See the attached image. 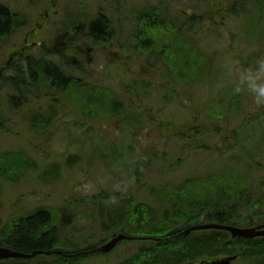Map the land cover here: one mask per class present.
Segmentation results:
<instances>
[{
    "label": "rangeland",
    "instance_id": "374dc122",
    "mask_svg": "<svg viewBox=\"0 0 264 264\" xmlns=\"http://www.w3.org/2000/svg\"><path fill=\"white\" fill-rule=\"evenodd\" d=\"M52 1L0 0V6L26 19L18 31L0 38V69L5 70L11 58L18 61V55L47 57L82 84L99 85L119 101L109 103L110 93L90 95V104L83 103L80 110L78 90L73 88L66 97L53 96L58 105L30 95L27 104L11 112L6 91L11 86L6 85L0 92V111L5 119L16 114L9 115L15 132L0 133V158L5 152L22 151L35 165L22 182L2 181L0 231L39 210L49 215L54 227L63 216L59 238L84 248L112 236L102 234L100 225L117 204L99 213L103 202H96L95 196L100 191L114 201L131 195L160 215L180 210L204 213L206 203L220 197L225 185L231 187L233 200L249 198L253 204L239 210L246 217L242 224H263L264 217L256 215L264 213V6L258 0H211L223 7L234 3L240 14L199 22L194 16H210L211 8L195 0H56L44 17ZM157 5L189 28L190 34L177 39H191L193 52L200 55L192 62L193 76L184 67L180 73L171 66L176 59L172 55L164 61L159 51L129 49L135 18ZM97 16L109 30L118 31L109 36L116 37L120 49L116 44H94L88 37V24ZM43 17L46 22H41ZM35 26H41L37 34ZM169 36L164 31L156 38L154 47L165 46L164 54L168 46L174 49ZM69 44L75 51L62 65L55 52ZM11 70L4 71L5 77ZM102 96L103 103L96 105ZM50 106L63 109L54 132L32 133L24 114L46 112ZM119 107L128 114L104 117ZM83 108L97 114L88 116ZM134 248L121 244L113 253L81 264H118ZM48 258L20 262L52 263Z\"/></svg>",
    "mask_w": 264,
    "mask_h": 264
},
{
    "label": "trees",
    "instance_id": "16d2710c",
    "mask_svg": "<svg viewBox=\"0 0 264 264\" xmlns=\"http://www.w3.org/2000/svg\"><path fill=\"white\" fill-rule=\"evenodd\" d=\"M259 5L264 6V0H258ZM195 2H203L208 4L210 16L205 15L194 16L195 21H211L214 16L219 15L221 20L225 19L228 15L237 16L240 14L235 11L236 5L234 3L228 4V7H223L222 3L216 4L211 0H195ZM215 6H214V5ZM233 8V9H232ZM207 9V10H208ZM206 10V11H207ZM242 12L244 9L241 10ZM198 18V19H197ZM262 21L263 17L261 16ZM0 38H5L12 32L18 31L24 24L26 19L17 15L9 10L0 6ZM105 22V26H104ZM264 23V21H263ZM113 27V25H111ZM106 27V21L103 17L97 16L94 20H91L88 24V37H90L97 45L111 46L117 45L120 49L117 39H113V36L118 35V31L109 30ZM164 31L170 35L172 47L168 46V51L164 54L165 46L159 45L156 42V38L159 34H164ZM189 29L183 28L179 19L171 14L162 6H153L143 9L135 18V27L130 32V45L129 49L134 52L141 51L146 52L149 50H156L157 56H163V60L166 61L168 55L176 57L171 63V66H175L180 73H182V67L186 68L190 75H194L192 62L195 59L200 60V55L193 52L192 40L183 39L179 41L178 35H188ZM3 34V35H2ZM61 36L56 35V43H58ZM115 40V41H114ZM73 45H67L60 47L55 53L58 58V62L62 65L68 64L70 59L68 56L74 52ZM163 53V54H161ZM177 55H182V58ZM192 67V68H191ZM3 68V67H2ZM9 71L8 75H4V71ZM11 87L6 88L7 92V107L11 112L19 111V107L25 105L29 101L30 95L34 98L52 101V103L58 105L56 99L59 95L63 97L68 96L71 89L76 88L78 90V105L80 110L82 104H90L88 100L92 96L109 94L102 91L103 88L99 85L82 84L77 78L66 72L62 66L58 63H53L52 60H48L47 57L40 56L35 59L31 56H20L18 61H14L13 58L9 59L6 63L5 70L3 68L0 73V92L5 90L6 85ZM85 90L86 93L81 91ZM91 95V97H90ZM109 103H115L119 101L113 94H109ZM55 96L56 98H53ZM69 98V97H67ZM104 97L96 103V105L103 103ZM56 102V103H55ZM121 103V102H120ZM122 104V103H121ZM123 107L115 108L113 112L119 115L128 114L122 111ZM63 109H54L50 106L46 112L35 111L27 115L24 114L25 123L29 130L36 134L41 133L46 136L54 132L56 126L55 123L58 120L59 114H62ZM5 112L0 111V133L5 135H13L15 132L11 117L8 114L7 118H3ZM82 113L88 116H95L97 111H90L83 108ZM95 113V114H94ZM126 119V117L123 115ZM9 118V119H8ZM127 120V119H126ZM128 123V122H127ZM240 151L244 152V149L239 146ZM77 157H72L70 160H76ZM35 163L28 159L23 152L3 153L0 158V193L2 181L9 183H17L26 180L29 176L28 170L33 167ZM231 187L225 185L221 188V196H216L214 201L209 200L206 203L204 209L206 212L199 211V213L176 212L170 214V212L164 211L161 215L158 214V210H154L147 204L139 203L131 195L121 196L117 200H111L107 192L100 191L97 194L96 202H103L100 206L99 213L104 210L106 206H113L117 204V210H111L107 213V219L101 223V233L106 235H113L115 233H123L128 236L142 237L141 241L123 242L124 245L135 246L132 250V254L127 256L123 261L118 264H206L211 260L218 258H227L236 256L241 264H264V238L254 240H237L232 239L230 235L224 231H200L193 232L190 235L184 237H174L181 231L189 228L192 225L215 223L220 225H232L241 226L244 223L243 214L239 210H248L253 204H250L249 198H240L233 200L229 195ZM259 190L258 192H260ZM182 192V191H180ZM263 193V192H262ZM110 199V201H109ZM87 201V199H85ZM84 202V200H83ZM91 204L94 203L93 199H90ZM136 203V204H135ZM200 202L196 203L199 204ZM190 204V203H189ZM187 205L185 209L191 205ZM259 204V203H258ZM134 206V207H133ZM108 208V207H107ZM203 209V208H202ZM176 210V208H175ZM202 212V213H201ZM173 216V217H172ZM258 219L264 217V213L256 215ZM162 217V218H161ZM49 215L43 211H36L29 213L24 218H20L17 221H12L9 226H5L0 231V246L30 254L32 252H53L61 251L62 253L69 255L73 254V257H62L57 255H51L52 263L49 264H81L87 259L93 256L101 254H80L81 252L89 249L96 248L98 245H89L86 248H77L73 242L69 243L59 238L62 225L64 221L63 216L60 221V225L52 226L48 221ZM239 220V221H238ZM246 221V220H245ZM161 223V225H159ZM246 223V222H245ZM252 223V222H251ZM248 223L246 226H253L254 224ZM105 240H100V244ZM70 249V250H68ZM109 255V254H108ZM46 259V256H37ZM36 257V258H37ZM22 264L20 260H12L5 264ZM46 260H39L36 264H46ZM3 264V263H1Z\"/></svg>",
    "mask_w": 264,
    "mask_h": 264
},
{
    "label": "water",
    "instance_id": "95a60500",
    "mask_svg": "<svg viewBox=\"0 0 264 264\" xmlns=\"http://www.w3.org/2000/svg\"><path fill=\"white\" fill-rule=\"evenodd\" d=\"M205 230H217L227 232L232 239H256L264 237V224L256 227H237L230 225H220V224H201L191 226L189 229L179 233L177 236H185L190 234L193 231H205ZM133 237L126 236L124 234H116L112 236L107 242L100 245L95 249H91L83 252L84 254H108L110 253L121 241H130L133 240ZM58 255H62L61 252H55ZM39 254L49 255L50 253L45 252H32L30 254L17 252L9 248L0 247V260H9V259H31ZM71 257V256H68ZM236 257H229L226 259H220L210 262L209 264H230L234 261Z\"/></svg>",
    "mask_w": 264,
    "mask_h": 264
}]
</instances>
